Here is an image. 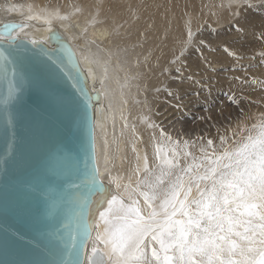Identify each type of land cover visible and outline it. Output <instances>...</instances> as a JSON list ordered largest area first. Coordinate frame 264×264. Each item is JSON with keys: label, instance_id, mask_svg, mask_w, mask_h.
Returning <instances> with one entry per match:
<instances>
[{"label": "snow or ice", "instance_id": "1", "mask_svg": "<svg viewBox=\"0 0 264 264\" xmlns=\"http://www.w3.org/2000/svg\"><path fill=\"white\" fill-rule=\"evenodd\" d=\"M23 26H3L10 46L0 48L6 125L14 123L15 105L30 84L15 48L18 37L9 31ZM188 36L186 43L191 42L190 30ZM81 94L90 102L83 87ZM94 125L93 118L89 127ZM161 136L164 142L154 145V167L147 154L137 152L135 183L129 178L122 184L121 177H112L114 192L100 179L98 164L86 174L83 183L92 185L91 200L99 207L79 215L78 227L95 230L96 242L105 247L94 243L91 255L81 261L75 237L59 235L48 249L51 258L38 264H264V113L250 128L232 129L231 137L220 135L219 145L199 137V154L190 150L197 147L195 140L181 143L163 129ZM91 148L94 157V140ZM121 187L123 192L118 191ZM65 255L77 259L65 260Z\"/></svg>", "mask_w": 264, "mask_h": 264}, {"label": "water", "instance_id": "2", "mask_svg": "<svg viewBox=\"0 0 264 264\" xmlns=\"http://www.w3.org/2000/svg\"><path fill=\"white\" fill-rule=\"evenodd\" d=\"M49 39L16 41L30 84L15 105L11 125L4 119L7 85L0 79V264L50 259L48 249L57 236L69 234L83 261L93 236V230L78 227L77 217L99 207L91 200L92 185L83 181L98 164L96 118L103 116L102 95L90 86L69 40L55 28ZM5 40L0 37V48L10 47ZM93 118L94 129L89 127ZM99 177L103 181L100 172ZM95 196L99 199L98 192Z\"/></svg>", "mask_w": 264, "mask_h": 264}, {"label": "bare ground", "instance_id": "3", "mask_svg": "<svg viewBox=\"0 0 264 264\" xmlns=\"http://www.w3.org/2000/svg\"><path fill=\"white\" fill-rule=\"evenodd\" d=\"M59 1L64 5L63 10L45 6V0H35L34 3L32 0H0V37H8L4 25L15 24L24 26L10 29L12 36L50 40L49 33L55 28L69 40L90 86L102 95L100 109L103 116L98 115L96 118L97 161L101 178L115 192L117 189L112 177H121L122 184L129 178L135 183L137 152L141 156L147 154L150 167L157 163L154 145L163 143L165 138L161 136L159 126L156 127V114H153L150 100L147 101L146 91L150 83L161 84V69L168 68V58L177 56L184 38L187 40L185 21H181L186 10L185 13H179L180 20H175L177 10L185 8L184 0H170L165 4L162 0ZM230 2L241 0H223L218 3L222 5L220 9L224 10V6ZM237 9L233 7L229 10L235 12ZM245 15L246 20L249 19L248 23H244L245 26H252L251 23L258 21L256 14ZM169 39L179 42L171 47L167 41ZM149 56L152 58L147 61ZM145 61L147 63L143 64ZM145 117L148 119L145 120ZM196 144L197 147L190 150L199 154L200 142ZM181 163H184L183 158ZM118 191L123 192V187ZM144 211L147 213L148 209L145 207ZM103 228L101 224L100 229ZM95 237L96 231L93 230L87 255H91L94 243H98L100 248L105 247L103 242H96Z\"/></svg>", "mask_w": 264, "mask_h": 264}, {"label": "rangeland", "instance_id": "4", "mask_svg": "<svg viewBox=\"0 0 264 264\" xmlns=\"http://www.w3.org/2000/svg\"><path fill=\"white\" fill-rule=\"evenodd\" d=\"M45 1V6L64 9L59 0ZM208 1L184 0L185 8L177 10L175 20L186 10L183 18L188 20L181 21H185L187 40L189 30L192 33L191 42L184 38L177 56L168 58V68L161 69V84L150 83L146 97L156 114V127L164 125L163 131L174 139L197 143L203 137L204 142L212 139L219 145L220 135L231 137L232 129L240 132L245 126L250 128L264 113V0L230 2L224 6L225 12L218 4L223 0ZM233 7L238 9L230 12ZM251 13L258 15V21L245 26L249 22L245 14ZM167 41L171 47L179 42Z\"/></svg>", "mask_w": 264, "mask_h": 264}]
</instances>
